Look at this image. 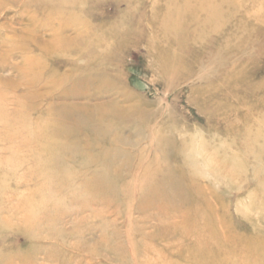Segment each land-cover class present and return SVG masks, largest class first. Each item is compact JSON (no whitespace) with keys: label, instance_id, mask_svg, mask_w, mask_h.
Segmentation results:
<instances>
[{"label":"rangeland","instance_id":"1","mask_svg":"<svg viewBox=\"0 0 264 264\" xmlns=\"http://www.w3.org/2000/svg\"><path fill=\"white\" fill-rule=\"evenodd\" d=\"M215 1L91 0L92 36L111 39L100 49L119 85L87 104L129 119L57 135L30 96L50 88L29 87L39 69L13 52L31 7L0 0V264H264V11ZM83 16L48 24L70 42ZM154 184L169 203L140 199ZM160 224L168 233L153 239Z\"/></svg>","mask_w":264,"mask_h":264},{"label":"bare ground","instance_id":"2","mask_svg":"<svg viewBox=\"0 0 264 264\" xmlns=\"http://www.w3.org/2000/svg\"><path fill=\"white\" fill-rule=\"evenodd\" d=\"M66 1L67 0H22V2H25L26 5L29 4L31 7V9L28 10L30 27L26 32H22L24 33L22 41L18 40L17 38L13 50V52L16 53L15 55L22 51L27 52L25 53L26 55L22 58V60L26 63V65L28 64L29 69H39L37 73H40V75L38 74L34 79H27V85H29V87L33 86L34 89H37V87L41 86L42 88H50L51 91L48 93L37 94V92H33L30 96L34 100L41 99V102L47 104L46 117L42 118L44 119V127L47 128V130L49 128L53 134L57 135L60 134L59 131L56 130L58 127L62 129L66 128L67 130L70 129L77 133H82L89 128V130L92 132L95 130V128L99 130L101 129L100 126L102 125L100 122H98V120L95 119L96 117L98 119L101 117L108 119L107 117L110 116V118L116 119L117 117L125 116L129 119L128 114L126 113L119 115L114 108L112 110L111 108L105 109L106 105L108 104L100 106H92L90 103L87 104V101L91 100L97 94H101L102 98L105 99L106 96H109L110 90L115 91V89L112 88H115L117 85H119L113 79V77L108 74V66L103 64L107 61V59L103 57L104 55L100 49L101 45H104L106 48L110 47L112 41L108 38L106 39V42L99 44L100 41L95 39L96 37L92 36L93 33L91 28L93 25L91 23V0H84L85 7H80V5L69 7ZM192 1L196 2L197 0H183L182 5H188ZM205 1L206 0H198V3L203 4ZM213 1L215 0H211V2ZM182 5H179V7H182ZM259 5L261 6V11H264V0H259ZM207 9L208 12L206 13H208V17L217 15L214 13H216L217 9L220 10V2L213 5L209 4ZM67 14L85 15L83 16V19H79L77 22V27L75 30L76 36L72 40L73 42L77 43L74 46H71L72 41H65V39L62 37L63 33H65L64 28H55L51 25L49 26L48 24L50 21L59 19L63 17V15ZM49 32L52 34L48 35ZM39 34H42V36H38ZM46 35L52 38L50 42H45L43 40ZM92 40H94V42ZM96 43L97 46H95ZM65 51L71 52V54H73L75 57V59H73L70 63H67V61L60 58L64 55L63 52ZM98 53H102V55H95ZM99 61L101 64H103L102 67H98L96 65V63ZM18 69L19 68H15V70L20 73L21 71ZM60 69L68 70L66 73L69 74L67 76L63 75L62 78L56 83L48 81L51 76L55 77L56 75L54 76V74ZM47 71L48 74H46ZM52 91L53 93L58 91L57 95H53ZM122 93L125 94V99L129 98V94L126 93V91H123ZM53 98L60 101V103H49L51 99L53 100ZM79 100H85L86 103H83L82 105L76 103ZM114 102H116V100H114ZM36 110L37 106L34 107L33 112L36 113ZM96 110L101 114L100 117L98 116V112H95ZM95 114L97 116H94ZM55 121H61V124H52ZM105 128H107L105 132H108L110 129L108 125H106ZM102 130L103 128L100 130V132ZM149 140L150 144L155 142V138L152 136L149 138ZM169 141L170 140L164 138L159 140L161 146L166 145ZM163 148H166L167 150L172 149L173 152L175 150V147ZM138 158L140 162L145 159L143 158V155L138 156ZM145 172L148 173L147 171ZM128 182L131 183V181ZM145 184L146 183L144 181V184L142 185ZM162 187L163 185L156 187L154 184V187L151 190L146 191L145 195L140 199H142V201L144 198L152 200L155 199L157 200L156 203L158 201L161 203V201L164 200V202L167 201L169 203V199L159 196L160 188ZM170 200H172L171 197ZM186 202L188 201L186 200ZM159 227L165 228L166 231H163L162 229L160 230V228L159 230L156 229L153 233V239H155V234H157L159 231L161 234H163L164 232H167V229H169L168 227L162 226L161 224ZM213 249L218 250L217 244L213 246Z\"/></svg>","mask_w":264,"mask_h":264}]
</instances>
